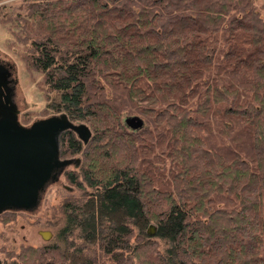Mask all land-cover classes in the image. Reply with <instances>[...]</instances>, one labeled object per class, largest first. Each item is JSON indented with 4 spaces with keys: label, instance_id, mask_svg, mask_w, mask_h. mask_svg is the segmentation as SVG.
Wrapping results in <instances>:
<instances>
[{
    "label": "trees",
    "instance_id": "trees-1",
    "mask_svg": "<svg viewBox=\"0 0 264 264\" xmlns=\"http://www.w3.org/2000/svg\"><path fill=\"white\" fill-rule=\"evenodd\" d=\"M5 1L49 109L92 134L60 137L84 195L54 243L10 264H264V0Z\"/></svg>",
    "mask_w": 264,
    "mask_h": 264
},
{
    "label": "water",
    "instance_id": "water-1",
    "mask_svg": "<svg viewBox=\"0 0 264 264\" xmlns=\"http://www.w3.org/2000/svg\"><path fill=\"white\" fill-rule=\"evenodd\" d=\"M1 88L0 84V215L9 211L30 213L40 206L49 186L58 182L67 168L80 164L79 159L61 158V135L70 130L88 143L92 134L86 125L73 123L66 114L23 126L11 91L7 90L5 103ZM126 123L134 130L143 124L137 117ZM45 234L51 237L52 233H41L44 241H50ZM148 234L155 235L153 226Z\"/></svg>",
    "mask_w": 264,
    "mask_h": 264
},
{
    "label": "rangeland",
    "instance_id": "rangeland-1",
    "mask_svg": "<svg viewBox=\"0 0 264 264\" xmlns=\"http://www.w3.org/2000/svg\"><path fill=\"white\" fill-rule=\"evenodd\" d=\"M23 0H7L8 12H17ZM6 13V12H5ZM11 36L7 28L0 25V57L13 66L14 85L16 88V102L22 114L21 123L30 126L33 122L48 118L53 115L49 109L51 103L57 101L55 95L49 100L27 73L20 56V50L9 47ZM40 80V78H37ZM49 101V102H48ZM70 171L75 170L73 167ZM84 195L75 187H72L65 177L49 186L43 196L40 206L33 212H17L16 217L0 219V264H10L14 260L11 254L20 252L24 247H44L55 241L59 227L56 226L60 216L61 205L68 199H79ZM50 241H44L41 233Z\"/></svg>",
    "mask_w": 264,
    "mask_h": 264
},
{
    "label": "flooded vegetation",
    "instance_id": "flooded-vegetation-1",
    "mask_svg": "<svg viewBox=\"0 0 264 264\" xmlns=\"http://www.w3.org/2000/svg\"><path fill=\"white\" fill-rule=\"evenodd\" d=\"M12 70H14L13 66L10 65L9 63H6V61L4 59H2L0 57V84L2 85V98L4 100V102L6 103L5 101V98L6 96L8 95V92L7 90H10L11 91V94L13 96V102L17 105L18 107V110H19V121L21 123V120H22V114H21V111L19 109V106L16 102V88H15V85H14V81H15V77H14V72H12ZM15 71V70H14ZM4 83L6 84V86H3ZM1 94V93H0ZM56 115H60V114H53L52 116H56ZM51 117V116H50ZM44 119V118H43ZM22 124V123H21ZM23 126H28V125H25V124H22ZM74 160H78V159H74ZM79 165L77 164H73L72 166L70 167H73L74 169L78 168ZM69 167V168H70ZM69 168H67V170H65L61 177L59 178V181L61 180V178L67 176L68 172H70ZM58 181V182H59ZM56 182V183H58ZM54 183V184H56ZM54 184H51V185H54ZM50 185V186H51Z\"/></svg>",
    "mask_w": 264,
    "mask_h": 264
}]
</instances>
